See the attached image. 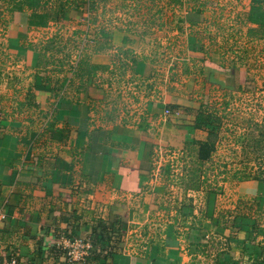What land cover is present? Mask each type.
<instances>
[{"label":"crops","instance_id":"0c3cea01","mask_svg":"<svg viewBox=\"0 0 264 264\" xmlns=\"http://www.w3.org/2000/svg\"><path fill=\"white\" fill-rule=\"evenodd\" d=\"M93 1L40 0L36 11L50 16L44 26L28 27L30 9L11 14L6 41L15 54L23 47L22 62L34 72L31 97L27 87L0 106V264H64L55 251L63 235L90 242L84 264H261L257 221L238 211V200L242 194L264 210V183L244 181L235 202L215 188L194 189L185 202L157 165L158 154L182 157L204 139L182 110L201 105L197 82L232 84L228 67L191 53L180 72L193 79L182 91L184 77L150 83L152 64L125 45L116 25L120 9L93 14ZM179 23L170 25L174 33ZM61 27L71 40L65 60L40 65L34 47ZM109 94L127 107L107 106ZM175 105L178 115L163 114Z\"/></svg>","mask_w":264,"mask_h":264},{"label":"rangeland","instance_id":"374dc122","mask_svg":"<svg viewBox=\"0 0 264 264\" xmlns=\"http://www.w3.org/2000/svg\"><path fill=\"white\" fill-rule=\"evenodd\" d=\"M112 2L93 1L89 2V6L93 14L102 7L120 9L122 15L115 19L116 25L121 29L125 45L135 46V54L152 64L154 79L150 83H154L155 77L156 82L160 78L175 82L184 77L186 81L182 79L179 82L181 88L178 91H182L192 82L188 78L193 79L192 74L185 76L180 72L186 67L182 62H186L191 53L196 54V57L212 59L222 64L223 68L228 67V73L233 75V83L229 84L231 87L224 80L222 87L201 86L200 81L196 85L199 90L195 98L196 105L201 104L199 108L207 112L213 111L215 127L217 126L216 130L206 136L214 145L209 159L200 162L195 145L194 148L187 147L182 157L175 155L172 158L167 156L168 153L158 154L157 165H160V172L165 177L167 175L165 180L169 179L172 186L177 187L178 194L185 198V202L188 201L187 194L192 193V190L204 191L208 188H215L222 197L225 193L229 194L232 202L237 201V194H240L237 190L244 181L264 176V34H248L249 28L254 25L246 20L250 4L254 0ZM258 2L263 3L264 0ZM9 6L8 2L0 0V106L14 104L18 100L17 93L29 87L28 80L34 72L33 68L22 62L23 47L15 54L10 51L13 45L6 41L7 29L11 23ZM196 8L203 10L202 19L191 22L188 17L192 16L191 13ZM172 9L177 10V15L167 12ZM92 19L96 24V18ZM110 20L113 21V18ZM174 20L180 22L179 26L182 28L176 33L170 26ZM56 31L55 35L48 31L45 34L48 37L41 39L34 47L38 51L40 65L49 63L50 59L53 62L65 60V45L70 44L71 40L64 27ZM74 35L79 37L78 34ZM92 35L91 39L96 40ZM31 43L34 42H29L27 47H31ZM196 60L201 62L198 57ZM187 71L189 69L183 70ZM234 78H237V82ZM107 89L111 93L118 91L112 86ZM170 91L173 92L171 88ZM134 92L124 93V98L137 96L142 89H134ZM106 100L107 106L116 105L118 109L127 107L126 101L115 95H106ZM119 100H122V104ZM169 175L172 177L169 178ZM239 197L242 198L238 200V204L246 208L240 207L238 211L249 213L250 218L257 221L254 236H260L264 243V210H256L255 203L250 199L246 200L242 194Z\"/></svg>","mask_w":264,"mask_h":264},{"label":"trees","instance_id":"16d2710c","mask_svg":"<svg viewBox=\"0 0 264 264\" xmlns=\"http://www.w3.org/2000/svg\"><path fill=\"white\" fill-rule=\"evenodd\" d=\"M5 2H8L10 4L8 11L10 14L13 12H21L24 9H30V13L27 17V25L28 27H36V26H44L50 19V16L47 13H38L36 11V8L40 5V0H5ZM180 1H178L179 3ZM203 10L196 8L193 13H191L192 16H189L188 19L193 21H198L202 19ZM246 20L253 24L254 27H250L248 30V34L250 35H258L260 32H263L264 34V2L260 3L258 0H254V2H251L248 13L246 15ZM216 69H220V66H216ZM217 83L220 87L224 86L223 83H220V81L217 80ZM230 87L232 85H229ZM27 94L31 97L30 90L31 88H27ZM28 97V98H30ZM28 102L29 100L26 99ZM173 107L174 111L180 112L175 106ZM175 107V108H174ZM172 109V108H171ZM184 114H192L194 115L193 120V129H199L206 133V136L211 134L213 130H216L217 126L215 127V119H213L214 112H207V110H203L201 108L194 109V108H183L182 110ZM204 137L203 140H197L192 141V143L197 146V158L200 162L206 161L209 159L211 152L214 149L213 143ZM255 180L259 181L260 183H264V176H255ZM55 251L58 255L63 256V251L59 247H55ZM87 258V257H86ZM261 264H264L262 262Z\"/></svg>","mask_w":264,"mask_h":264},{"label":"built area","instance_id":"2783aa9c","mask_svg":"<svg viewBox=\"0 0 264 264\" xmlns=\"http://www.w3.org/2000/svg\"><path fill=\"white\" fill-rule=\"evenodd\" d=\"M170 113L178 115V111L172 112L169 108H164L163 114ZM56 246L63 251L64 264H84L91 247L90 242L85 238L60 236ZM10 264H14V260Z\"/></svg>","mask_w":264,"mask_h":264}]
</instances>
